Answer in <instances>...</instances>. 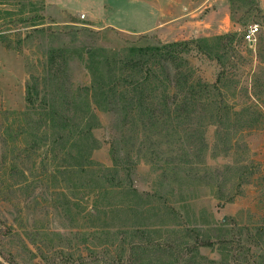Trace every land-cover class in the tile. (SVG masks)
I'll return each mask as SVG.
<instances>
[{"label":"rangeland","instance_id":"obj_1","mask_svg":"<svg viewBox=\"0 0 264 264\" xmlns=\"http://www.w3.org/2000/svg\"><path fill=\"white\" fill-rule=\"evenodd\" d=\"M228 5L234 39L220 48L227 34L175 41L122 30L151 23L148 10L130 0H0V230L17 262L79 264L81 255L104 254L115 264H231L232 245L192 251L199 233L241 242L246 250L233 264L247 258L264 264V0ZM252 25L260 31L248 44L243 36ZM191 40L212 58L190 46L178 54L177 80L210 84L213 99L224 100L216 113L198 103L188 108L197 111L191 120L187 110L172 112L171 120L164 102L184 97L176 87L167 89L177 74L167 67L139 75L132 65L144 52L137 51L126 74L130 83L151 86L162 112L150 117L146 100L134 115L125 114V85L111 104L116 116L96 107L83 122L90 133L76 143L88 150H72L67 130L59 142L58 128L43 127L52 128L55 118L45 105L61 97L52 79L82 86L85 94L89 87L90 94L91 53L100 71L106 54L126 58L133 47ZM52 56L64 68L49 72ZM28 83L35 106L26 100ZM159 244L174 246L176 256L153 252Z\"/></svg>","mask_w":264,"mask_h":264},{"label":"trees","instance_id":"obj_2","mask_svg":"<svg viewBox=\"0 0 264 264\" xmlns=\"http://www.w3.org/2000/svg\"><path fill=\"white\" fill-rule=\"evenodd\" d=\"M234 39V34L229 33L226 36H223L219 38L223 44H220L219 47L221 48H227L229 46V42L231 39ZM244 38V36H243ZM230 40V41H228ZM197 43L196 40H191L187 41L185 43H174V44H167V45H161V46H153V47H148V48H137L133 47L128 50L129 55L125 58L122 55H118V53H115L113 58H110L106 56V61L103 60L102 62L99 63L100 66V71L95 68L94 63H93V53H91L89 56L90 63L86 64V68L92 73L93 76V86H91V92L89 94V87H86V94L82 90V86H73L71 84H68L64 79L60 78H55L52 79L50 84L52 85L51 87L56 88V90H59L61 92V97H62V102L59 98L58 99H53L50 100V106L47 104L45 107H50L52 109V114L55 118H51L50 122L53 123L52 128H46L45 125L43 126L47 131L51 130L54 132L55 128H58V133H57V140H62L63 133L64 131L67 130V134L70 138H73L71 141L72 147H70L72 150H74L75 147H80L79 143H76L77 138L81 137L84 139L88 138L89 135V129L84 128L82 129L83 122H87L89 119V115L93 119V114L92 111L95 110L96 107H101L104 111H108L109 113H113V116H116L118 113V110L112 109L111 104L112 102H118V94L120 92L119 87H123V92H122V97L123 101L129 105V109L125 111V114H133L134 108L137 110L138 107L142 108L145 104V101H151L152 103L149 105L150 106V111L148 114L150 117L158 115L160 112H162L161 109L156 108V104L152 101V96L148 93L150 87L147 86L148 84L137 82V80H134L132 83L130 80V75H127L126 72L128 71V68L130 67V64L132 62V59L134 57V54L137 51L144 52L138 55V61L134 63L133 68H140L138 70V74L141 75L143 73L146 74H152V71L155 69H166L168 67V73H172V69L175 70V74H177L176 80L179 77V66L175 64L177 61L178 54L186 52L190 46H194L195 48L199 49L201 53L209 58H212L211 54L207 53L200 44H194ZM176 56L174 57V55ZM91 57V58H90ZM88 60V59H87ZM220 63V59L218 60ZM121 64L122 66L125 67L122 68V77H118V71H117V65ZM173 66V67H170ZM59 67L60 69L64 68L63 65H57V60L53 56L51 57V61L49 64H47V69H53L54 67ZM172 68V69H171ZM172 70V71H171ZM64 72V71H63ZM174 79V78H173ZM173 79L168 78V84H167V89L170 88L171 90L173 89L172 87H176L180 89L181 93H184V97H179L177 99L176 95H172L169 98L168 101L164 102V106L168 107V117L170 119L174 114L172 112H180L181 115L182 111H188L186 112L185 115L186 117H189L191 120V117L197 113L196 108H192L191 111L188 110L190 107H194L195 105L200 106L201 108L203 107L204 110H209L212 113H216L214 110L217 109V104L218 105H223L224 100L217 101L216 99H213V95H211V85L210 84H205L201 82L193 83L190 82L189 78H183L186 79V82L177 80L174 81ZM133 84V85H131ZM27 92H26V100L30 105L35 106V98H34V92L33 90L29 87L30 84H27ZM143 85V86H142ZM175 85V86H173ZM213 87L217 88V82L213 83ZM140 90V91H138ZM100 96L102 97V100H100ZM47 99V98H46ZM48 100V99H47ZM203 100V101H202ZM46 101V100H45ZM105 102H107L105 104ZM179 103V104H177ZM177 105V106H176ZM180 105V108L178 107ZM184 106V107H183ZM210 107V108H209ZM41 110V109H39ZM219 110H221L219 106ZM217 110L218 113L220 111ZM135 111V110H134ZM160 111V112H159ZM185 113V112H184ZM49 114V113H46ZM142 114V112H141ZM139 115V113H138ZM143 115V114H142ZM57 117V119H56ZM180 117V115L178 116ZM61 120V124H58L57 121ZM176 119V118H174ZM141 120V119H139ZM172 120V119H171ZM217 123V122H216ZM65 129V130H63ZM81 130V131H80ZM56 133V132H55ZM59 147L61 144H58ZM66 148V146H64ZM83 151H85L87 148L86 147H80ZM88 150V149H87ZM61 152V151H60ZM93 149H90V152L92 153ZM90 155V154H89ZM58 158H60L58 156ZM90 159V156H89ZM0 224L3 225V220L0 218ZM4 234V229L3 226L1 227L0 230V258H2L5 262L0 261V264H20L19 262L16 261V259L11 255L10 251L8 248H6V244L3 239ZM214 245H219L221 247L227 246V245H232V250L233 253H231V261L230 263H237L238 260L240 259V253L244 252L246 250L245 246L241 242L235 243L233 239H231L229 236H221L218 239H212V238H203L199 233H197L193 239V245L190 246V249L192 251H198L202 248H209L213 247ZM153 252L158 253V254H169L171 256H176V248L174 246L168 245L166 248H163L160 244L155 248ZM132 250H136L134 247ZM131 250V251H132ZM132 261V260H131ZM79 264H115L114 260L110 259L104 254H88L87 256L81 255L79 257ZM48 264H77L76 262L72 261H63V262H58L57 259L54 260H48ZM244 264H251L249 259L247 258L244 262Z\"/></svg>","mask_w":264,"mask_h":264},{"label":"crops","instance_id":"obj_3","mask_svg":"<svg viewBox=\"0 0 264 264\" xmlns=\"http://www.w3.org/2000/svg\"><path fill=\"white\" fill-rule=\"evenodd\" d=\"M130 1L143 5L148 10L149 18H151V23L146 25L144 29L129 30L121 28L131 33L153 32L161 35V37L164 36L165 39H171L172 37L175 41H178L181 38L187 40L192 37H209L214 33L225 35L232 33L235 29L228 0ZM212 3H218V5L212 6ZM181 35L184 36L181 37Z\"/></svg>","mask_w":264,"mask_h":264},{"label":"built area","instance_id":"obj_4","mask_svg":"<svg viewBox=\"0 0 264 264\" xmlns=\"http://www.w3.org/2000/svg\"><path fill=\"white\" fill-rule=\"evenodd\" d=\"M81 19H86V14L82 13L80 15ZM259 26L258 25H252L249 26L244 34V40L250 44H253L257 38V35L259 33Z\"/></svg>","mask_w":264,"mask_h":264},{"label":"water","instance_id":"obj_5","mask_svg":"<svg viewBox=\"0 0 264 264\" xmlns=\"http://www.w3.org/2000/svg\"><path fill=\"white\" fill-rule=\"evenodd\" d=\"M223 221H225V218L223 219Z\"/></svg>","mask_w":264,"mask_h":264}]
</instances>
